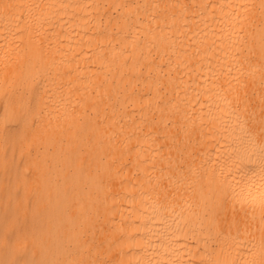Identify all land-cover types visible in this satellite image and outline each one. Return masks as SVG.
<instances>
[{"label":"bare ground","instance_id":"1","mask_svg":"<svg viewBox=\"0 0 264 264\" xmlns=\"http://www.w3.org/2000/svg\"><path fill=\"white\" fill-rule=\"evenodd\" d=\"M264 0H0V264H264Z\"/></svg>","mask_w":264,"mask_h":264},{"label":"snow or ice","instance_id":"2","mask_svg":"<svg viewBox=\"0 0 264 264\" xmlns=\"http://www.w3.org/2000/svg\"><path fill=\"white\" fill-rule=\"evenodd\" d=\"M260 175L262 180H264V147H262L260 155ZM259 203L261 209L264 210V192L260 193Z\"/></svg>","mask_w":264,"mask_h":264},{"label":"rangeland","instance_id":"3","mask_svg":"<svg viewBox=\"0 0 264 264\" xmlns=\"http://www.w3.org/2000/svg\"><path fill=\"white\" fill-rule=\"evenodd\" d=\"M0 184L7 186V182H5V181H0Z\"/></svg>","mask_w":264,"mask_h":264}]
</instances>
